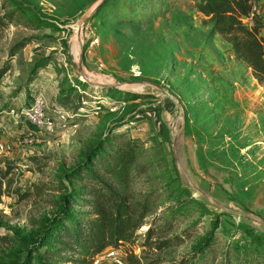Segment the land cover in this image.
<instances>
[{
	"label": "rangeland",
	"instance_id": "1",
	"mask_svg": "<svg viewBox=\"0 0 264 264\" xmlns=\"http://www.w3.org/2000/svg\"><path fill=\"white\" fill-rule=\"evenodd\" d=\"M210 29L195 0H0V264H89L42 235L64 196L95 217V179L143 214L127 264H264V225L236 214L264 221V82ZM36 97L65 112L52 132L8 115Z\"/></svg>",
	"mask_w": 264,
	"mask_h": 264
},
{
	"label": "trees",
	"instance_id": "2",
	"mask_svg": "<svg viewBox=\"0 0 264 264\" xmlns=\"http://www.w3.org/2000/svg\"><path fill=\"white\" fill-rule=\"evenodd\" d=\"M195 6L203 15L208 16L211 21V32L225 36L230 43L232 53L246 63L256 82L263 83L264 41L257 36L259 23L255 20L250 27H246L239 21V16L249 11V0H195ZM4 72L5 68L1 67L0 76ZM131 158V152L121 151L115 157L116 168L126 169V164ZM3 176L4 173H1L0 184ZM94 185H97L98 191L96 199L90 203V206L95 217L85 222L71 218V211L67 208V196H64V203L59 211L48 219L42 235L44 240L47 232L54 231L55 237L58 238L57 248L68 251L75 249L84 255L88 254L91 256L89 264H92L94 256L110 242H113L112 246H119L120 239L130 238L143 217L142 213L137 214L136 207H128L124 203V198L106 183L95 179ZM70 199L73 204L80 206L89 204L88 199H79L73 191ZM145 206L144 201L141 203L143 212ZM214 229L213 226L209 230L205 238L207 241L212 238ZM166 242V239L161 241L160 246ZM39 264L47 263L41 260ZM224 264H226L225 260Z\"/></svg>",
	"mask_w": 264,
	"mask_h": 264
},
{
	"label": "built area",
	"instance_id": "3",
	"mask_svg": "<svg viewBox=\"0 0 264 264\" xmlns=\"http://www.w3.org/2000/svg\"><path fill=\"white\" fill-rule=\"evenodd\" d=\"M252 0H249V11L239 16V21L246 27H250L256 20L259 23V35L264 39V8L260 11V5L253 4ZM252 23V24H251ZM251 24V25H249ZM64 113L61 110H57L56 117H51L44 112L43 103L39 98H33L28 105L19 107L18 109L10 108L8 115H11L14 119H23L29 125L35 129L47 130L52 132L59 122L63 121ZM10 148V145L5 141H0V155L6 153ZM92 264H127L125 260L124 252L118 246H107L99 253H97Z\"/></svg>",
	"mask_w": 264,
	"mask_h": 264
},
{
	"label": "water",
	"instance_id": "4",
	"mask_svg": "<svg viewBox=\"0 0 264 264\" xmlns=\"http://www.w3.org/2000/svg\"><path fill=\"white\" fill-rule=\"evenodd\" d=\"M99 3L92 9V12L96 10V8L98 7ZM88 18V16H86L83 20H82V23H84L86 21V19ZM81 27V23L80 25H78V30L80 29ZM78 67L79 69H81V60H82V51L79 52L78 54ZM120 84H116L115 86H119ZM193 188L202 193L203 195H207L204 191H202V189H200L199 187H196L193 185ZM218 205V204H217ZM236 214H239V215H243V216H246V217H250V218H254V219H258L263 225H264V221L260 220L257 216L251 214V213H247V212H236Z\"/></svg>",
	"mask_w": 264,
	"mask_h": 264
},
{
	"label": "bare ground",
	"instance_id": "5",
	"mask_svg": "<svg viewBox=\"0 0 264 264\" xmlns=\"http://www.w3.org/2000/svg\"><path fill=\"white\" fill-rule=\"evenodd\" d=\"M74 52L77 54V51H75V49H74Z\"/></svg>",
	"mask_w": 264,
	"mask_h": 264
}]
</instances>
